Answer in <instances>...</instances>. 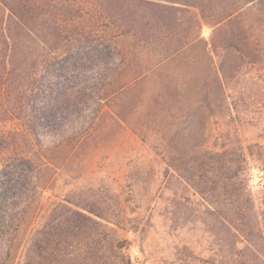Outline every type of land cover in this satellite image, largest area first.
Returning a JSON list of instances; mask_svg holds the SVG:
<instances>
[{
    "label": "trees",
    "instance_id": "obj_1",
    "mask_svg": "<svg viewBox=\"0 0 264 264\" xmlns=\"http://www.w3.org/2000/svg\"><path fill=\"white\" fill-rule=\"evenodd\" d=\"M262 2L0 0V264H133L119 232L137 231V218L127 209L134 203L133 183L121 184L124 203L122 194L114 204L98 197L57 201L46 196L59 169L57 161L92 136L97 117L109 108L107 99L121 90L115 78L127 68L129 54L118 39L150 44L152 37L171 33L172 25L181 24L177 17L190 9L217 27L215 33L227 28V35L221 48L212 46L217 66L208 53L211 79L198 90L204 112L188 127V136L195 135L204 119L216 125L217 118L246 123L250 107L264 106V92L259 87L251 91L263 81L258 73L263 65L257 60L264 47L262 30L247 25L242 15ZM227 56L233 65L241 60L247 72L257 74L250 79L251 88L243 82L238 87L241 77L229 83ZM156 95L162 100L161 93ZM141 126L143 141L160 132L155 126L144 132ZM218 131L219 149L196 146V160L177 165L168 160L171 141L164 136L159 140L158 155L168 160L202 208L186 215V223L201 225L213 237L206 260L187 248L168 264H264V187L263 208L257 210L238 131ZM254 148L250 155L261 160L263 150Z\"/></svg>",
    "mask_w": 264,
    "mask_h": 264
},
{
    "label": "rangeland",
    "instance_id": "obj_2",
    "mask_svg": "<svg viewBox=\"0 0 264 264\" xmlns=\"http://www.w3.org/2000/svg\"><path fill=\"white\" fill-rule=\"evenodd\" d=\"M197 16L198 10L190 9L189 13L177 17L181 24L172 25L171 33L154 39L151 36L152 41L147 45L137 44L128 37L118 39L129 54L127 68L115 78L116 84L122 86L121 90L117 89L107 99L109 108L97 117L92 136L77 148L61 154L57 161L59 169L46 193L47 197L57 201L98 197L114 204L116 197L122 194L121 184L125 181L133 183L134 203L126 208L128 212L132 211L131 217L137 218V231L119 230L133 264H168L178 255L185 254L187 248V252L203 260L210 256L211 234L201 225L186 223V215L202 211L197 205L198 197L192 195L193 191L167 162L176 165L179 161L194 162L198 157L194 151L196 146L219 149L222 135L218 128L229 133L237 129L250 164L251 195L256 209L263 208L264 157L258 160L249 150L256 146L254 151L257 152L260 147L264 154V106L250 107L244 115L246 123L235 124L228 118H217L214 119L216 125L204 119L198 124L195 135L188 136V127L193 126L204 112L199 109L198 90L211 79L208 53L217 66L218 59L211 51L212 46L214 43L221 48L225 44L224 35H227V28L215 33L217 27ZM197 19L201 25L198 31L194 28ZM242 19L249 23L247 25L262 30L263 36L259 39L264 47V2L246 8ZM174 51L173 57L166 60V56ZM261 55L257 61L260 60L263 68L258 73L264 75V52ZM224 63L230 84L241 77L238 87H242L243 82L251 88L254 80L250 79L256 77L255 72H247L241 60L233 65L229 56ZM261 80L251 91L255 92L259 87L260 93L264 92V76ZM158 92L162 100H156ZM140 126L144 132L155 126L161 133L149 135L143 141L138 131ZM162 136L171 141L173 148L168 160L158 155ZM124 196L120 197L122 201ZM46 202L44 200L43 204ZM214 232L217 235L214 239L218 240V228Z\"/></svg>",
    "mask_w": 264,
    "mask_h": 264
}]
</instances>
